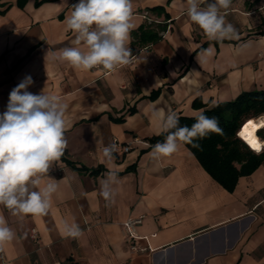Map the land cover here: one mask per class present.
Returning a JSON list of instances; mask_svg holds the SVG:
<instances>
[{"label":"crops","instance_id":"1","mask_svg":"<svg viewBox=\"0 0 264 264\" xmlns=\"http://www.w3.org/2000/svg\"><path fill=\"white\" fill-rule=\"evenodd\" d=\"M76 3L0 0V113L26 75L34 81L28 91L44 90L67 105V148L40 178L41 188L53 178L57 184L51 208L21 218L0 205L16 233L0 247V264H264V159L229 191L186 146L169 157L151 155L160 128L154 110L192 116L264 88V0H232L221 9L240 37L223 42L209 40L190 20L186 0H131L133 57L114 71L56 59L62 48L77 46L65 24ZM156 6L162 12L151 10ZM160 22L166 29L159 39L132 43L133 31ZM196 97L203 106L192 105ZM114 139L132 147L108 161L102 149ZM109 170L119 177L112 202L99 195ZM142 214L139 237L127 239L123 222ZM66 223L83 234L66 236ZM32 227L39 240L30 237Z\"/></svg>","mask_w":264,"mask_h":264},{"label":"clouds","instance_id":"2","mask_svg":"<svg viewBox=\"0 0 264 264\" xmlns=\"http://www.w3.org/2000/svg\"><path fill=\"white\" fill-rule=\"evenodd\" d=\"M232 0H186L187 15L209 40L223 42L238 40L235 26L226 21L221 9H228ZM131 0H78L65 17L66 30L74 33L72 43L59 51L56 59L73 68L91 70L102 67L114 71L131 62L133 52L128 47L130 32L135 25ZM79 45H83L82 49ZM209 53L211 49L206 50ZM48 53H46V56ZM34 83L26 75L9 93L6 109L0 113V205L13 215H46L52 205V195L57 190L53 182L40 187L41 176L49 174L53 162L59 161L67 148L65 133L67 105L55 95L28 91ZM160 119L157 135L163 141L152 145L151 155L159 159L169 157L183 146L201 149L200 140L211 133L223 134L218 117H209L203 110L191 125H181L180 117L172 110L164 114L153 111ZM118 146H103L106 160H114ZM117 171L109 170L100 178L99 195L112 202L111 185L118 184ZM66 236L76 239L83 234L78 224H65ZM16 233L0 215V247L12 241Z\"/></svg>","mask_w":264,"mask_h":264},{"label":"trees","instance_id":"3","mask_svg":"<svg viewBox=\"0 0 264 264\" xmlns=\"http://www.w3.org/2000/svg\"><path fill=\"white\" fill-rule=\"evenodd\" d=\"M151 10L162 12V6L153 7ZM166 23H145L132 32L133 41L141 45L154 42L162 36ZM159 89L152 91L150 97H155ZM192 105L203 106L200 97H196ZM203 111L209 117H218L223 134L211 133L200 140L201 149L186 145L187 149L195 156L204 170L222 187L231 191L240 176L252 173L264 159V150L255 152L239 135L240 130L251 124L258 117L264 116V88L242 91L235 98L219 101ZM199 113V112H198ZM197 113V114H198ZM178 115L181 125L191 126L195 116ZM260 139H264V127L256 131ZM163 135L152 138V141H162ZM83 169V167H80Z\"/></svg>","mask_w":264,"mask_h":264},{"label":"built area","instance_id":"4","mask_svg":"<svg viewBox=\"0 0 264 264\" xmlns=\"http://www.w3.org/2000/svg\"><path fill=\"white\" fill-rule=\"evenodd\" d=\"M134 140H137V138H135ZM112 143H115L118 146V151L116 153L117 156H121L123 153L129 151L130 148L132 147L131 143H120L116 139H114ZM143 216L144 215L142 214V215H139L138 217H131V218L126 219L123 222L122 225H123V228H124V230L126 232L127 239L135 240V239H137L139 237L138 235H136L135 226L137 224L141 223ZM29 235H30V237L32 239L39 240L38 231H37V229L35 227L30 228ZM131 248H133V249H137L138 248V249H141V250L144 249V247L138 246L135 243L131 244Z\"/></svg>","mask_w":264,"mask_h":264},{"label":"bare ground","instance_id":"5","mask_svg":"<svg viewBox=\"0 0 264 264\" xmlns=\"http://www.w3.org/2000/svg\"><path fill=\"white\" fill-rule=\"evenodd\" d=\"M262 126H264V119H260L253 124H247L240 130L241 137L255 152L264 149V140L259 139L256 135V131Z\"/></svg>","mask_w":264,"mask_h":264}]
</instances>
